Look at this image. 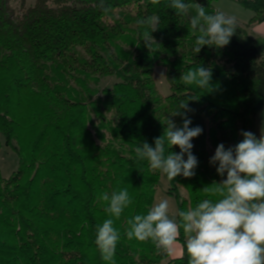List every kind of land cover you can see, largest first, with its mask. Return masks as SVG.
<instances>
[{"label":"trees","instance_id":"obj_1","mask_svg":"<svg viewBox=\"0 0 264 264\" xmlns=\"http://www.w3.org/2000/svg\"><path fill=\"white\" fill-rule=\"evenodd\" d=\"M214 1L184 0L209 14L218 11ZM234 1L252 11L248 25L264 22V0ZM105 3L108 13L100 0H0V153L4 144L18 157L8 177L0 162V264H107L94 242L96 225L110 218L98 197L121 188L132 204L114 219L121 233L115 264H160L169 255L123 235L128 219L153 206L162 175L138 161L135 148L154 147L167 118L182 127V116L171 114L187 100L189 127L202 128L191 141L198 165L167 191L177 211H186L217 199L212 184L226 179L210 162L217 146L234 148L245 131L259 138L264 37L237 22L227 46L195 53L194 8L177 16L170 0ZM152 15L160 24L148 48L136 21ZM157 66L166 71L167 96L154 79ZM198 66L212 71L208 90L180 79ZM107 78L114 83L101 88ZM178 241L183 253L168 264H188L182 230Z\"/></svg>","mask_w":264,"mask_h":264},{"label":"clouds","instance_id":"obj_2","mask_svg":"<svg viewBox=\"0 0 264 264\" xmlns=\"http://www.w3.org/2000/svg\"><path fill=\"white\" fill-rule=\"evenodd\" d=\"M151 3L159 4L160 0H151ZM99 6L104 13L111 10L105 0H100ZM169 6L177 16H189L190 9L194 8L188 29L198 33L195 53L206 45L223 48L236 34L235 16L222 11L209 14L200 4L189 5L184 0H170ZM136 24L142 29L140 37L145 46L151 48L155 42L152 33L158 29L160 18L152 15L138 19ZM211 77V69L198 66L182 73L180 79L185 85L208 90ZM187 111H190L187 100L181 101L171 116H182L183 126L178 127L167 118L164 132L155 139L154 147L144 142L135 148L136 159L146 160L150 169L159 171L168 181L180 175L192 177L198 165L191 141L202 133V128L189 127L191 120L186 117ZM242 135L243 140L234 148L225 149L221 143L211 157V163H218L217 173L221 176L226 173V179L212 184L211 194L217 199H204L194 208L172 215L169 200L161 199L146 214L128 219L123 235L129 240L151 241L158 252L173 255L182 230L188 264H264V134L257 138L245 131ZM173 146L179 147V153L169 151ZM98 199L107 203L104 211L110 218L96 225L94 242L101 259L115 264L121 233L114 227V219L121 217L132 204V198L127 188H121L110 194L104 192Z\"/></svg>","mask_w":264,"mask_h":264},{"label":"rangeland","instance_id":"obj_3","mask_svg":"<svg viewBox=\"0 0 264 264\" xmlns=\"http://www.w3.org/2000/svg\"><path fill=\"white\" fill-rule=\"evenodd\" d=\"M21 0H13V3H19ZM35 0H27V6L34 4ZM213 7L218 10L222 11L228 15L235 16L236 21L240 24H246L251 15H253L252 11L246 8H243L234 0H217L213 2ZM131 7L130 9H132ZM154 79L156 80L158 89L163 96H167L170 94V86L166 78V71L163 67L157 66L154 69ZM114 78H107L101 82L100 87L110 86L114 83ZM110 117V115H108ZM257 133L260 137L264 134V107L259 111L257 117ZM0 162H1V172L4 177L10 176L18 167V157L6 147L4 144L1 148L0 153ZM169 188V181L165 175H161L160 180L157 185L156 194H155V201L154 204L158 203L161 199L167 198L170 202V215L177 212L176 202L173 196L167 193ZM153 204V205H154ZM181 253V244L177 241L175 251L173 255H169V257L161 262L160 264H168V261L174 257L179 256Z\"/></svg>","mask_w":264,"mask_h":264},{"label":"crops","instance_id":"obj_4","mask_svg":"<svg viewBox=\"0 0 264 264\" xmlns=\"http://www.w3.org/2000/svg\"><path fill=\"white\" fill-rule=\"evenodd\" d=\"M251 17H252V15H251ZM251 17H250V19H251ZM250 19H249V21H250ZM249 21L246 24H244V25L242 24L243 26L247 27L249 33L252 36H255V37H264V22H262V23H252V24L248 25ZM176 208H177V206H176ZM182 253H183V248H182V245H181V253L179 254V256L174 257L172 259L180 257L182 255Z\"/></svg>","mask_w":264,"mask_h":264}]
</instances>
